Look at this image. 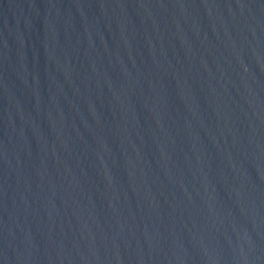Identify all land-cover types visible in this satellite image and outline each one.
<instances>
[{"label": "water", "instance_id": "1", "mask_svg": "<svg viewBox=\"0 0 264 264\" xmlns=\"http://www.w3.org/2000/svg\"><path fill=\"white\" fill-rule=\"evenodd\" d=\"M0 264H264V0H0Z\"/></svg>", "mask_w": 264, "mask_h": 264}]
</instances>
